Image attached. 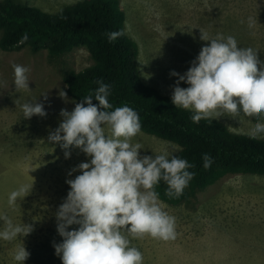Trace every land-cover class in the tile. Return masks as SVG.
<instances>
[{
	"label": "rangeland",
	"instance_id": "1",
	"mask_svg": "<svg viewBox=\"0 0 264 264\" xmlns=\"http://www.w3.org/2000/svg\"><path fill=\"white\" fill-rule=\"evenodd\" d=\"M16 1L57 12L82 0ZM119 1L126 32L138 46L144 83L171 100L178 79L171 73L187 72L208 43L200 39V30L210 38L231 35L239 47L259 48L264 59V0ZM14 64L30 68L29 89L16 90ZM92 64L83 47L54 61L45 50H0V215L33 227L25 238L0 240V264H16L13 256L23 243L30 253L25 264H62L53 247L63 240L55 213L70 191L66 180L80 174L69 173L90 158L75 147L69 149L71 157L65 158V150L47 138L59 126L61 110L71 112L77 103L67 92L64 71L80 72ZM180 86L188 87L185 83ZM62 90L66 99L59 95ZM33 101L44 104L46 117L25 119L20 105ZM258 119L264 120L240 111L219 120L232 132L249 135ZM258 138L264 139V135ZM134 142L142 145L141 156L180 151L177 144L143 132ZM21 185L31 192L9 206V194ZM160 202L176 218L177 237L168 241L150 236L133 239L132 244L143 253V264H264V176L228 175L187 204Z\"/></svg>",
	"mask_w": 264,
	"mask_h": 264
},
{
	"label": "clouds",
	"instance_id": "2",
	"mask_svg": "<svg viewBox=\"0 0 264 264\" xmlns=\"http://www.w3.org/2000/svg\"><path fill=\"white\" fill-rule=\"evenodd\" d=\"M200 32V39L208 43L187 72L171 73L178 78L173 87V104L191 111L194 123L219 120L240 111L264 118V59L259 48L239 47L231 35L210 38ZM106 35L111 43L123 31ZM27 40L24 35L20 43ZM13 69L16 90L29 89L30 68L14 64ZM96 83L99 86L83 102L76 103L73 111L61 110L62 120L47 138L65 150V158L71 157L72 147L90 158V162L80 163L69 173L79 175L66 180L70 191L55 213L57 231L63 240L53 247L62 264H143V253L132 244L133 239L150 236L168 241L177 237L176 218L161 206L156 187L163 182L166 194L178 198L195 176L189 171L194 165L168 151L141 156L143 147L134 142L142 128L138 112L127 105L113 109L108 99L111 86L103 80ZM181 83L188 87H181ZM59 95L67 98L63 90ZM20 108L25 119L47 116L44 104L38 101L23 103ZM249 135H264V120L258 119ZM202 159L203 167L210 168V154H204ZM31 190L21 185L12 191L9 206L24 200ZM0 221L3 241L25 238L33 231L32 225L13 223L7 216L0 215ZM29 257L23 243L16 248L13 259L16 264H25Z\"/></svg>",
	"mask_w": 264,
	"mask_h": 264
},
{
	"label": "trees",
	"instance_id": "3",
	"mask_svg": "<svg viewBox=\"0 0 264 264\" xmlns=\"http://www.w3.org/2000/svg\"><path fill=\"white\" fill-rule=\"evenodd\" d=\"M125 20L119 0H82L57 12L1 0L0 50H45L54 61L86 48L93 64L80 72L66 69L63 73L69 96L81 103L99 86L96 81L103 80L111 86L108 99L113 109L127 105L136 110L141 132L177 144L180 151L175 155L194 165L189 171L195 176L178 198L166 194L165 183L156 187L160 201L168 205L187 204L228 175L264 176V139L234 133L220 120L194 123L191 111L176 108L168 96L144 83L138 46L127 34ZM121 30L123 35L110 43L106 34ZM24 35L28 40L21 44ZM93 103L98 105V101ZM204 154L213 158L207 169L203 167Z\"/></svg>",
	"mask_w": 264,
	"mask_h": 264
}]
</instances>
